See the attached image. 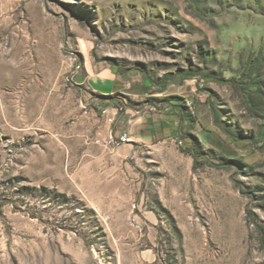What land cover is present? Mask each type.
<instances>
[{
    "label": "rangeland",
    "instance_id": "374dc122",
    "mask_svg": "<svg viewBox=\"0 0 264 264\" xmlns=\"http://www.w3.org/2000/svg\"><path fill=\"white\" fill-rule=\"evenodd\" d=\"M0 264H264V0H0Z\"/></svg>",
    "mask_w": 264,
    "mask_h": 264
},
{
    "label": "crops",
    "instance_id": "0c3cea01",
    "mask_svg": "<svg viewBox=\"0 0 264 264\" xmlns=\"http://www.w3.org/2000/svg\"><path fill=\"white\" fill-rule=\"evenodd\" d=\"M128 75L124 72H119L111 67H101L99 71H92L84 77H77L78 85H86L91 92L95 95H98L99 98H102L103 102H108L115 98L116 96L127 94L138 96V93L133 84V80L127 79ZM143 91L146 93L147 90L151 87L146 81H143L141 84ZM138 89V88H137ZM105 98V99H104ZM167 110V108H166ZM170 110H167V115L165 118L171 120L172 117L169 115ZM165 123H168L164 120ZM164 124V123H163ZM165 128V127H163Z\"/></svg>",
    "mask_w": 264,
    "mask_h": 264
},
{
    "label": "built area",
    "instance_id": "2783aa9c",
    "mask_svg": "<svg viewBox=\"0 0 264 264\" xmlns=\"http://www.w3.org/2000/svg\"><path fill=\"white\" fill-rule=\"evenodd\" d=\"M103 115L106 117V121L112 122L113 116L111 115V112L108 109L103 110ZM109 140L110 143L113 144V146H119L123 142H127L129 140L128 136L126 134H123L122 136L118 137L117 139L113 140V137H110Z\"/></svg>",
    "mask_w": 264,
    "mask_h": 264
},
{
    "label": "trees",
    "instance_id": "16d2710c",
    "mask_svg": "<svg viewBox=\"0 0 264 264\" xmlns=\"http://www.w3.org/2000/svg\"><path fill=\"white\" fill-rule=\"evenodd\" d=\"M192 155H194V153L191 152Z\"/></svg>",
    "mask_w": 264,
    "mask_h": 264
}]
</instances>
